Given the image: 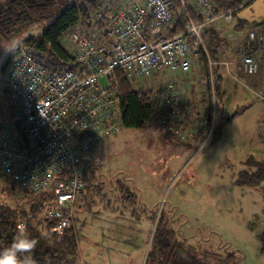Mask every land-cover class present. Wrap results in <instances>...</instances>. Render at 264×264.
I'll use <instances>...</instances> for the list:
<instances>
[{"label":"rangeland","instance_id":"rangeland-1","mask_svg":"<svg viewBox=\"0 0 264 264\" xmlns=\"http://www.w3.org/2000/svg\"><path fill=\"white\" fill-rule=\"evenodd\" d=\"M76 1L57 0L54 16ZM114 1H105L109 10ZM50 21L0 36V44L39 35ZM232 25L226 26L229 34ZM9 55L0 52V125L16 123L6 92L8 67L3 69ZM228 59H235L234 52ZM216 67L226 78L224 65ZM240 70L224 84L222 77L225 92L212 96L210 113L201 84V104L182 106L189 110L186 120L169 103L167 114L143 127L121 126L87 153L92 189L74 214L80 264H144L156 223L152 211L163 212L174 240L210 256L211 263L264 264V180L237 182L241 170H254L249 158L264 160V106L258 96L264 83L255 86L253 76ZM157 79L131 82L136 90L157 91L164 83ZM121 191L134 196L124 202ZM17 200L11 181L0 173V204L15 207Z\"/></svg>","mask_w":264,"mask_h":264},{"label":"built area","instance_id":"built-area-1","mask_svg":"<svg viewBox=\"0 0 264 264\" xmlns=\"http://www.w3.org/2000/svg\"><path fill=\"white\" fill-rule=\"evenodd\" d=\"M114 4L109 10L103 2L88 23L64 35L62 42L74 67L49 68L32 49L21 47L7 73L6 92L16 123L0 125V172L19 188L39 193L56 175L68 171L66 178L53 183L54 205L40 216L58 236L70 227L75 233L74 207L86 194L87 153L121 128L119 79L159 78L157 82L164 83L157 91L167 106L175 97V74L186 77L201 67L200 85H209L213 95L218 62L203 33L210 25L231 22L234 10H219L214 0H115ZM179 18L181 30L167 35ZM249 48L257 53L250 54ZM238 49L241 71L256 74L264 53L260 28L250 30ZM102 77L106 82L99 83ZM28 218L17 217L19 233L21 225L25 232Z\"/></svg>","mask_w":264,"mask_h":264},{"label":"trees","instance_id":"trees-1","mask_svg":"<svg viewBox=\"0 0 264 264\" xmlns=\"http://www.w3.org/2000/svg\"><path fill=\"white\" fill-rule=\"evenodd\" d=\"M113 0H77L64 7L54 16V11L58 6L57 0H7L0 6V36L9 37L20 29L29 26L35 21H51L43 29L41 34L29 36L24 40V46L32 49L35 56L47 67L53 69H68L74 67V61L64 47L62 39L68 31L78 24L88 23L101 7L103 2ZM250 0H214V5L219 10H230L239 8ZM177 24L167 33L172 35L181 30V18ZM258 25V24H257ZM260 31L264 35V20L259 24ZM211 30V31H210ZM216 33L214 29H207L203 33L208 50L212 58L217 61L221 57L217 49ZM218 40V39H217ZM20 49V48H19ZM19 49L14 55H9L3 64V69L11 66ZM250 49V48H249ZM254 54L256 49L248 50ZM204 56L201 55L199 60L202 62ZM218 67V66H217ZM216 67V68H217ZM215 68V71H216ZM7 69V70H8ZM204 71V69H202ZM222 77H214V96L224 94L225 90L221 84ZM119 86L122 93L120 101L121 126L127 128H139L147 125L157 118L160 113L165 112L158 94L152 91L136 90L131 80L119 79ZM205 95L208 99L209 113L211 110V89L209 85L205 86ZM208 113V115H209ZM254 170L247 171L243 169L239 172L237 182L258 183L264 180V161H256L249 158ZM87 161V160H86ZM90 165V164H89ZM83 171L84 191L88 193L92 186L87 181L88 167ZM1 173V172H0ZM68 171L65 170L56 175L48 187L39 193L28 189L19 188L11 181L12 187L17 195L15 207L0 204V250L7 248L20 234L15 226L18 216L28 215L26 229L24 234L31 239L38 241L33 252L27 254L32 257L33 264H80L78 260L77 241L72 227L66 229L63 234L49 230L50 222L41 219V213L47 207H53V183L60 179L66 178ZM91 188V189H90ZM95 191V190H94ZM93 194L95 195V192ZM21 194V195H19ZM121 200L128 199L134 195L121 191ZM93 204H89L91 207ZM82 204H76L74 214L81 209ZM152 222L155 223L154 232L150 241V248L146 255L144 264H217L211 263L208 259L210 256H199L190 248L182 246L181 243L174 240V232L165 228L163 212L152 211L150 214ZM211 258V257H210Z\"/></svg>","mask_w":264,"mask_h":264},{"label":"crops","instance_id":"crops-1","mask_svg":"<svg viewBox=\"0 0 264 264\" xmlns=\"http://www.w3.org/2000/svg\"><path fill=\"white\" fill-rule=\"evenodd\" d=\"M263 20H264V0H250L245 5L233 10L231 22L229 23L222 22L220 26L210 25L209 29L212 28V30L214 29V31L216 32L212 36L213 38L216 37V43L218 44L217 49L221 57L220 58L221 60L219 59L217 60V62L219 65H224L225 72H227L226 78L222 74L220 75L221 77L225 78V80L223 81V84L225 81H227L228 77H230L232 74L234 73L239 74L238 70H240V65H239V62L237 61V55H238V50H239L238 48L246 43L247 33L254 28H260L259 24ZM231 23L233 24L232 27L234 28V31L232 34H229L225 30L227 29L226 26ZM231 43L232 45H230ZM231 52H234V55H235L234 60L228 59ZM256 53H257V50L256 52H254V54ZM259 60H260V63H259V68L257 70V73L254 75H251L253 76L252 79L256 83L255 86L257 87H259V85H262L264 83L263 82L264 81V53H262V55L259 56ZM230 65H232V67H230ZM217 70L218 69H216L215 71L216 73H217ZM201 72H203L201 67L200 68L195 67L186 77H181L178 74H175L176 76L175 77V91H174L175 97L170 99V103L175 102L173 106L178 108L179 112L182 114L183 120L187 119L189 110L187 111V108H182V106H187L188 101L189 102L191 101L193 105H195L196 107H198V104H201L200 103L201 100L199 96V92H201L200 80L203 75ZM195 84H197V87ZM181 92H182V95L180 96ZM258 96H260L261 101H262V97H264V92H262V94L261 93L258 94ZM205 99H207V96L206 98L202 100H205ZM262 104H263V101H262ZM164 108H165V113L167 114L169 112L170 107L164 106ZM260 160H257V161H260ZM131 215H135V214H131Z\"/></svg>","mask_w":264,"mask_h":264},{"label":"clouds","instance_id":"clouds-1","mask_svg":"<svg viewBox=\"0 0 264 264\" xmlns=\"http://www.w3.org/2000/svg\"><path fill=\"white\" fill-rule=\"evenodd\" d=\"M24 39L23 36L15 37L0 44V52L14 55L23 45ZM37 243V240L24 234L23 225H21L17 238L7 248L0 250V264H33L32 257L27 254L33 252Z\"/></svg>","mask_w":264,"mask_h":264}]
</instances>
